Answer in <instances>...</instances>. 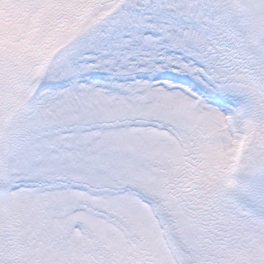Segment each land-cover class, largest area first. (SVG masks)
Masks as SVG:
<instances>
[{
  "label": "snow or ice",
  "instance_id": "1",
  "mask_svg": "<svg viewBox=\"0 0 264 264\" xmlns=\"http://www.w3.org/2000/svg\"><path fill=\"white\" fill-rule=\"evenodd\" d=\"M17 4L0 25V264H167L165 235L175 264H264V0H117L39 68L13 37L57 3ZM81 201L119 222L86 227Z\"/></svg>",
  "mask_w": 264,
  "mask_h": 264
},
{
  "label": "clouds",
  "instance_id": "2",
  "mask_svg": "<svg viewBox=\"0 0 264 264\" xmlns=\"http://www.w3.org/2000/svg\"><path fill=\"white\" fill-rule=\"evenodd\" d=\"M53 2L64 3L66 0H53ZM4 8H8L7 0ZM78 22L75 18L60 12L44 22H33L22 26L13 38L28 50L36 67L39 68L48 54L60 49L74 38L72 36L73 26ZM76 207L87 218L86 227L112 230L113 223L119 222L115 214L102 203L81 201ZM168 239L166 235L158 237L163 251L167 254V264H175L171 254L167 252ZM142 240L145 243L152 242L149 237H144Z\"/></svg>",
  "mask_w": 264,
  "mask_h": 264
},
{
  "label": "rangeland",
  "instance_id": "3",
  "mask_svg": "<svg viewBox=\"0 0 264 264\" xmlns=\"http://www.w3.org/2000/svg\"><path fill=\"white\" fill-rule=\"evenodd\" d=\"M101 1L102 3L96 6L95 4L97 3V0H66V2L64 3H57L56 11L58 13L60 12L65 13L66 15L73 17L79 21L78 23H75L73 26L72 36L75 37L80 32V31L79 32H75V31L79 30L81 25L85 21H87V19H90L92 15L102 14V16H104L107 14V12L110 11V9H112V6H114L112 2L103 3V1L105 0H101ZM5 2L6 0H0V6L4 5ZM7 3H9V0H7ZM18 8H20L21 11H25V12L27 11V9H22L20 4H17L16 8L10 7L9 9H7V11H0V25L11 24L17 18ZM98 9L100 10V12L98 11ZM92 18L96 19V17L94 16ZM94 21L101 22V20L98 21V18ZM90 78L97 79L101 83L106 82L105 80L101 79L98 74H92ZM254 190L257 193V195H259L261 192H264V180L258 179L257 181H255ZM241 200L247 203L251 208L253 204V201L251 199H249L248 197H241ZM235 204H236L237 210L241 212L242 211L240 208L241 204L236 201H235Z\"/></svg>",
  "mask_w": 264,
  "mask_h": 264
}]
</instances>
